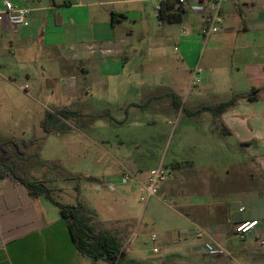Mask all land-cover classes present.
I'll list each match as a JSON object with an SVG mask.
<instances>
[{
  "label": "crops",
  "instance_id": "crops-1",
  "mask_svg": "<svg viewBox=\"0 0 264 264\" xmlns=\"http://www.w3.org/2000/svg\"><path fill=\"white\" fill-rule=\"evenodd\" d=\"M9 1L30 9L29 24L23 27L0 21V79L14 85L18 80L11 73L19 71L23 85L31 84L30 95L32 89L41 91L43 87L41 80L28 71L36 54L51 63L52 72L57 69L78 72L87 82L90 67L100 65L108 88L118 82L124 85L131 78L132 68L123 61L128 57L126 47H134V38L146 37L152 39L154 46L166 45L169 51L177 52V60L171 57L174 61H166L170 63L164 72L166 85L173 89L184 84L186 91L198 90L188 95L190 106L185 111L184 99L174 90L168 92V101L155 100L153 110L158 118L165 113L164 116H175L178 123L182 120L178 147L186 155L173 153L169 166H165L171 171L170 176L159 184V195L147 203L153 206L163 196L178 201L182 210L173 209L177 222L174 229L177 237L170 241L173 245H179V236L184 235L190 237L189 249L204 241L221 243L236 256L237 264H253L255 258H264V0L224 1L220 6L221 23L213 36L201 34L205 17L190 7L194 0L183 7L177 22L158 20L159 0ZM86 44H94L95 53H89ZM73 45L76 52L71 51ZM107 48L112 51L100 52ZM206 50L209 53H203ZM196 69L200 81L190 86ZM149 77L147 74L141 83L135 82L136 86L143 85ZM74 80L69 85L71 92L76 93L80 86ZM5 85L1 81L0 89ZM23 85L19 89L29 95ZM200 89H208L205 91H210L212 99L192 101L202 93ZM124 97L118 108L126 117L135 113L147 118L142 111L148 109L149 102L138 96ZM232 98L231 104L221 108ZM60 109L75 113L71 106L43 104L37 122L42 133L38 137H33L23 124L28 116L25 106L24 113L18 115L19 121L14 122L16 126L23 124L20 138L2 135L9 124L7 119L14 115H0V143L17 139L32 141L33 145L44 133L61 130L52 129L49 120L43 125L45 111L54 113ZM197 123L199 130L194 129ZM138 135H142L140 141L150 136L144 131ZM130 160L109 163L104 182L115 179L123 170L131 169L144 176L154 168L142 170L135 162L130 164ZM136 189L135 182H128L115 191L125 196ZM247 220H258V224L240 239L234 227ZM190 229L203 235L196 238ZM187 245L179 246L184 249ZM79 256L58 209L44 196H32L22 184L0 176V264H73ZM212 258L217 264L231 263L224 257ZM186 262L185 257H179L171 263Z\"/></svg>",
  "mask_w": 264,
  "mask_h": 264
},
{
  "label": "rangeland",
  "instance_id": "rangeland-1",
  "mask_svg": "<svg viewBox=\"0 0 264 264\" xmlns=\"http://www.w3.org/2000/svg\"><path fill=\"white\" fill-rule=\"evenodd\" d=\"M217 32L210 35L213 36ZM132 43L134 47H126L128 57L123 61L132 68L131 78L124 85L118 82V79V83L106 88L104 85L106 77L100 65L98 68L90 67L88 82L84 75L78 72H62L59 69L52 72L51 63L44 60L41 54L32 56L28 70L41 80L43 86L41 91L32 89L33 95H28L19 89V86L23 85L18 77L21 76L19 71L11 73L18 80L14 85L0 79L2 85L6 84L0 89V115L9 113L14 115L7 119L9 124L2 132L4 137L20 138L22 134L19 135V132L24 128L23 124H26L28 132L33 137H38L42 133L38 130L37 122L43 112V104L61 108L71 106L75 112L63 120L64 129L44 133L42 139L39 138L36 143L29 145L23 155L13 153L10 165L24 178L44 182L50 190V195L58 202L77 207L80 213L88 216V224L95 231H108L122 241L124 245L120 264H174L171 262L179 257L188 260L182 264H217L212 260L214 256L204 255L199 251V244L189 249L191 245L189 236H179L181 238L179 245L188 244V249L170 242L177 237L174 230L177 222L173 209L182 210L175 198L163 196L159 200L156 199V204L152 206L147 203L148 201L146 203L140 201L137 189L130 190L124 196L115 191L122 184L113 190L104 186L103 175L108 172L106 167L115 160L131 159L130 164L135 162L142 170L159 164L163 167L169 166L173 153L181 150L178 146L179 128L183 127L182 120L178 123L175 116H164L165 113L161 118L156 117L157 112L153 110L156 106L155 100L168 101V92L174 90L175 94L184 99L185 105L181 106L185 111L190 106L188 95L198 90L191 88L186 91L184 84L173 89L166 85L164 77H167L164 72L170 66L166 61H174L171 57L177 60V52H173L172 49L169 51L166 45L154 46L152 39L146 37L134 38ZM136 47L137 50L134 51ZM70 48L72 52H76L74 45ZM203 53H209V50ZM43 66L46 69H43ZM72 74H75L74 79L77 78L74 83H79L80 86L76 93L71 92L70 85L63 84L64 79L69 82ZM147 74L150 76L148 80L137 87L135 82L141 83ZM124 75L129 76L127 72ZM28 84L30 88L31 84L30 86ZM200 90L202 93L192 101L212 99L210 91H205L208 89ZM122 95L126 96L123 99L138 96L149 102L146 103L148 109L142 111L147 118L144 119L132 112L126 117L123 110L118 108ZM24 106L28 109V116L22 125L16 126L14 122L19 121L21 116L18 115L24 113ZM198 124L194 129L199 130ZM140 131L150 136L140 141L142 138V135H138ZM179 153L186 155V152ZM124 155L126 156L123 157ZM128 156L131 158H127ZM170 173L168 170L165 180ZM190 230L194 237L195 232L199 231ZM152 235L155 236V241L151 239ZM154 246L158 249L156 253L152 251ZM233 257L236 259L234 254ZM252 262L264 264V258H255ZM73 264L110 263L80 255Z\"/></svg>",
  "mask_w": 264,
  "mask_h": 264
},
{
  "label": "trees",
  "instance_id": "trees-1",
  "mask_svg": "<svg viewBox=\"0 0 264 264\" xmlns=\"http://www.w3.org/2000/svg\"><path fill=\"white\" fill-rule=\"evenodd\" d=\"M183 8L175 1H162L157 9V18L160 22H177ZM234 98L221 104L224 108L233 102ZM73 112L67 109H60L54 113L45 111L43 125L49 120L52 129H64V119L71 116ZM46 131L50 128L44 126ZM32 141L9 140L0 143V176H8L15 183L22 184L32 196H44L59 211V214L66 220L67 227L76 251L80 255L88 256L95 260H103L110 264H120L121 254H123V242L119 241L113 234L108 231H95L88 224V216L80 213L77 207L64 205L55 200L50 195V190L42 181H33L24 178L17 172L10 163L12 162L13 153L19 155L25 154L26 149Z\"/></svg>",
  "mask_w": 264,
  "mask_h": 264
},
{
  "label": "built area",
  "instance_id": "built-area-1",
  "mask_svg": "<svg viewBox=\"0 0 264 264\" xmlns=\"http://www.w3.org/2000/svg\"><path fill=\"white\" fill-rule=\"evenodd\" d=\"M165 0H159V3L156 5V9L160 7V2ZM175 1V3L182 8L188 5L189 0H171ZM226 0H194V3L190 5V7L201 13H204L205 17V25H203L200 29V32L203 36H208L212 32H215L219 28V24L221 23L220 16V6ZM29 15L30 9L24 7L15 6L11 1L4 0L0 4V21L7 20L9 23L16 26H27L29 24ZM85 48L89 53H95L96 47L94 44H86ZM176 50V47H174ZM112 51V48H107L100 50V52L109 53ZM198 69H196L189 81V85L193 86L199 83L200 78L197 76ZM74 77H71L69 82L64 79L63 84L69 85L73 82ZM23 89L27 93H31V90L27 86V84L23 85ZM168 170L162 165H158L154 168L148 170V172L141 176L138 172H133L129 170H123L120 172L115 179H111L109 181H105V185L108 189L113 190L118 187L119 184H124L128 182H135L137 184V192L139 194L140 201L146 203L151 197H154L158 194L159 184L167 177ZM240 211L243 208L239 209ZM258 224V220H247L241 223H238L234 227V233L239 238H244L245 235ZM203 235V232L196 231L195 237L199 238ZM152 240H155V236H151ZM199 251L205 255H210L214 257H224L229 262L233 264H237L234 260V257L230 253V251L225 248L219 242L213 241H204L199 245ZM153 252H158L156 247L152 248Z\"/></svg>",
  "mask_w": 264,
  "mask_h": 264
}]
</instances>
